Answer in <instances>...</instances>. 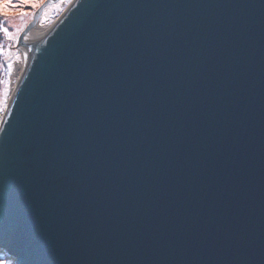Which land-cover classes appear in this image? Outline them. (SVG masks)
<instances>
[{
	"label": "water",
	"instance_id": "obj_1",
	"mask_svg": "<svg viewBox=\"0 0 264 264\" xmlns=\"http://www.w3.org/2000/svg\"><path fill=\"white\" fill-rule=\"evenodd\" d=\"M0 249L264 264V0H77L0 126Z\"/></svg>",
	"mask_w": 264,
	"mask_h": 264
},
{
	"label": "rangeland",
	"instance_id": "obj_2",
	"mask_svg": "<svg viewBox=\"0 0 264 264\" xmlns=\"http://www.w3.org/2000/svg\"><path fill=\"white\" fill-rule=\"evenodd\" d=\"M69 3V0H42L39 8H25L24 10L28 12L29 15L23 18L19 17L17 12H9L7 14L11 19L7 21L5 26L9 28L12 36L11 39H9L0 33V47H2V54H0V98L4 101V110L0 112V122L7 107L8 96L10 94L12 62L17 57H20L16 49L20 33L27 28L26 26L29 25V22L31 23L33 21V17L37 19L38 24L41 26L49 24ZM0 259L5 260L6 264H16L15 258L4 252L3 249H0Z\"/></svg>",
	"mask_w": 264,
	"mask_h": 264
},
{
	"label": "bare ground",
	"instance_id": "obj_3",
	"mask_svg": "<svg viewBox=\"0 0 264 264\" xmlns=\"http://www.w3.org/2000/svg\"><path fill=\"white\" fill-rule=\"evenodd\" d=\"M76 1L77 0H72L66 6V8L56 18L53 19V21L44 26L38 24L37 19L33 17V21L31 23H28L30 26L27 29H24L22 33H20V37L16 45V49L18 54H20V57H17L12 62L10 94L8 96L7 107L1 117L0 126L9 104L17 96L28 71L34 63L38 51V44L49 29L59 24L66 17ZM4 252L6 251L4 250Z\"/></svg>",
	"mask_w": 264,
	"mask_h": 264
},
{
	"label": "snow or ice",
	"instance_id": "obj_4",
	"mask_svg": "<svg viewBox=\"0 0 264 264\" xmlns=\"http://www.w3.org/2000/svg\"><path fill=\"white\" fill-rule=\"evenodd\" d=\"M71 2V0H69ZM42 0H0V33L5 37L11 39L12 34L9 31V28L6 27V23L10 16L7 14L9 12H17L18 16L23 18L29 15L24 9L31 7L33 9L39 8L41 6ZM0 54H2V47H0ZM10 67V66H9ZM4 110V101L0 98V112ZM0 264H6V261L0 259Z\"/></svg>",
	"mask_w": 264,
	"mask_h": 264
}]
</instances>
